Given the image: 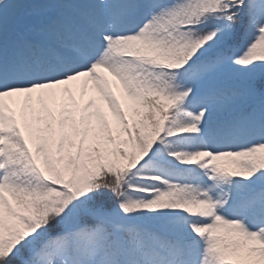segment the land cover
<instances>
[{"label":"snow or ice","instance_id":"6c2138e0","mask_svg":"<svg viewBox=\"0 0 264 264\" xmlns=\"http://www.w3.org/2000/svg\"><path fill=\"white\" fill-rule=\"evenodd\" d=\"M0 264H264V0H0Z\"/></svg>","mask_w":264,"mask_h":264}]
</instances>
